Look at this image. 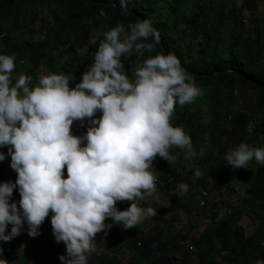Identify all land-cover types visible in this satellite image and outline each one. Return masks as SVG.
Returning <instances> with one entry per match:
<instances>
[{
    "label": "trees",
    "instance_id": "1",
    "mask_svg": "<svg viewBox=\"0 0 264 264\" xmlns=\"http://www.w3.org/2000/svg\"><path fill=\"white\" fill-rule=\"evenodd\" d=\"M119 6L120 0H0V54L14 57L13 82L24 73L32 77L31 87L40 75L64 73L71 76V88L103 38L90 44L95 32L117 24L127 32L129 24L147 19L159 42L142 56L134 49L121 55L129 80L144 59L171 52L201 91L191 103L174 105L169 120L189 136L191 152L171 146L173 160L158 155L152 160L154 192L166 197L156 215L129 229L106 217L110 226L96 233L86 264H254L264 259V165L252 159L245 168H233L224 160L225 152L241 142L264 147V15L256 14L257 0H126V12ZM89 125V118L74 120L70 132L82 137ZM9 147L0 146L5 153L0 182L15 183ZM66 174L62 169V177ZM180 183L187 185L186 197L179 195ZM202 192L209 202L201 204ZM19 198L14 187L9 202L16 201L18 209ZM125 203L114 206L124 210ZM49 218L31 244L25 243L26 225L9 241H0V264H14L18 243L23 245L19 264L27 258L63 264L58 256L65 255V246L54 240ZM247 220L254 223L248 232ZM51 244L53 250L45 249ZM122 251L128 253L124 262Z\"/></svg>",
    "mask_w": 264,
    "mask_h": 264
},
{
    "label": "clouds",
    "instance_id": "2",
    "mask_svg": "<svg viewBox=\"0 0 264 264\" xmlns=\"http://www.w3.org/2000/svg\"><path fill=\"white\" fill-rule=\"evenodd\" d=\"M119 7L128 11L126 0ZM99 14L105 15L103 10ZM101 35L91 65L71 88V76L64 73L40 75L31 87L32 77L24 73L13 82L14 57L0 54V146H10L7 154L16 173L15 183L0 182V241L17 236L24 225L30 237L38 235L51 211L46 218L54 240L65 246V255L58 256L63 264H86L95 251L96 233L110 226L106 217L129 229L156 215L153 207L137 203L155 191L153 158L173 160L171 146L192 150L189 136L169 123L174 105L201 95L177 56H149L137 65L133 80L120 60L133 49L141 56L152 51L159 33L151 22L137 19L127 32L117 24L95 32L89 43ZM149 37L152 42H145ZM88 118L84 135H72V122ZM4 159L0 152V161ZM252 159L264 165V147L241 142L224 154L233 168H245ZM14 187L19 209L16 201L9 202ZM177 187L187 191L184 183ZM123 200L131 203L117 210L115 202ZM254 264H264V259Z\"/></svg>",
    "mask_w": 264,
    "mask_h": 264
},
{
    "label": "rangeland",
    "instance_id": "3",
    "mask_svg": "<svg viewBox=\"0 0 264 264\" xmlns=\"http://www.w3.org/2000/svg\"><path fill=\"white\" fill-rule=\"evenodd\" d=\"M43 13L46 14L45 11H43ZM256 14H257V16H260V17H262L264 15V0H257V10H256ZM95 117H97V115ZM89 120H90V118H89ZM7 168H8V161H5L4 169H7ZM173 187H174V185H172L170 187V190ZM179 195L181 197H186L188 195V193H187V191H185V192L179 191ZM165 199H166V197L164 195H160L159 193L153 192V194L151 196H146L143 200L137 201V203L141 207H149V206H151L155 210H157L161 206V204L163 203V200H165ZM192 200H193V198H192ZM201 201H202V198L200 199V202ZM207 201L209 202L208 199L206 200V202ZM130 203H131V201L126 200L125 207L127 208L129 206L128 204H130ZM182 218H183V215L180 217V220L178 221L179 223L182 220ZM145 220H146V217L140 223H138V225L139 226L144 225ZM198 221H199V228H201L202 227V223H203L202 218L199 217ZM247 221L248 222H245V227H246V231L248 232V231H250L252 229V226L254 225V223L252 221H250V220H247ZM24 235H27V230L24 231ZM35 240H36L35 237H30L29 235H27V239H26L25 243L31 244ZM22 247H23L22 243H18L16 245V253H15V261H14V264H19L18 263L20 261L19 258L22 257V253H23V248ZM54 247H55L54 244H51V247H47L45 249H47L48 251H50L51 249L53 250ZM39 248H42V246H40ZM127 257H128V253L125 252V251H122L121 258L123 259V262L126 261V258ZM25 260H26L25 261L26 264H35L34 261L31 260L30 258H27ZM119 263L122 264V261H119ZM190 264H193V263H190Z\"/></svg>",
    "mask_w": 264,
    "mask_h": 264
},
{
    "label": "built area",
    "instance_id": "4",
    "mask_svg": "<svg viewBox=\"0 0 264 264\" xmlns=\"http://www.w3.org/2000/svg\"><path fill=\"white\" fill-rule=\"evenodd\" d=\"M201 198H202L201 204H204L205 201L207 200V196H206V193L205 192H202ZM50 216H51V214L48 213V215L46 217H50Z\"/></svg>",
    "mask_w": 264,
    "mask_h": 264
}]
</instances>
